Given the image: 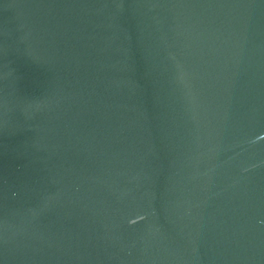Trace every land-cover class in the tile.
I'll return each mask as SVG.
<instances>
[{
  "label": "water",
  "instance_id": "95a60500",
  "mask_svg": "<svg viewBox=\"0 0 264 264\" xmlns=\"http://www.w3.org/2000/svg\"><path fill=\"white\" fill-rule=\"evenodd\" d=\"M0 264H264V0H0Z\"/></svg>",
  "mask_w": 264,
  "mask_h": 264
}]
</instances>
